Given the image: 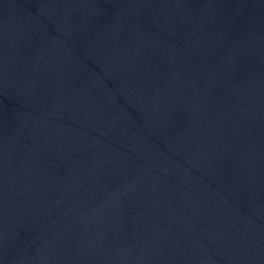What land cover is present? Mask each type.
Listing matches in <instances>:
<instances>
[{
	"label": "water",
	"instance_id": "water-1",
	"mask_svg": "<svg viewBox=\"0 0 264 264\" xmlns=\"http://www.w3.org/2000/svg\"><path fill=\"white\" fill-rule=\"evenodd\" d=\"M0 264H264V0H0Z\"/></svg>",
	"mask_w": 264,
	"mask_h": 264
}]
</instances>
